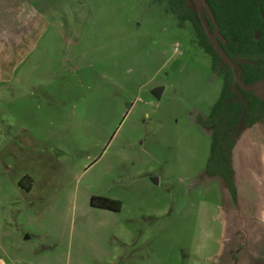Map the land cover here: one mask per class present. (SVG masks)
<instances>
[{
  "label": "rangeland",
  "instance_id": "374dc122",
  "mask_svg": "<svg viewBox=\"0 0 264 264\" xmlns=\"http://www.w3.org/2000/svg\"><path fill=\"white\" fill-rule=\"evenodd\" d=\"M33 1L41 87L0 86V264H213L226 192L197 117L223 78L191 27L153 0Z\"/></svg>",
  "mask_w": 264,
  "mask_h": 264
},
{
  "label": "trees",
  "instance_id": "16d2710c",
  "mask_svg": "<svg viewBox=\"0 0 264 264\" xmlns=\"http://www.w3.org/2000/svg\"><path fill=\"white\" fill-rule=\"evenodd\" d=\"M165 4L180 27L189 25L195 43L210 56L211 70L222 76L218 99L207 117L198 123L211 136L204 176H218L226 194L234 200L235 183L232 152L241 133L255 123L264 121V83L253 90L245 85L264 79V0H153ZM208 35L231 60L232 68L223 61ZM18 185L24 188L22 180ZM30 190V185L25 188ZM92 207L119 211L120 201L91 196Z\"/></svg>",
  "mask_w": 264,
  "mask_h": 264
},
{
  "label": "crops",
  "instance_id": "0c3cea01",
  "mask_svg": "<svg viewBox=\"0 0 264 264\" xmlns=\"http://www.w3.org/2000/svg\"><path fill=\"white\" fill-rule=\"evenodd\" d=\"M43 26L35 1L0 0V86L7 98L17 99L18 91L26 94L41 87L36 78L30 86L27 81L40 67L35 52ZM25 106V102L18 104L19 109ZM232 166L235 198L224 194L214 205L220 245L213 264H264V121L241 133Z\"/></svg>",
  "mask_w": 264,
  "mask_h": 264
},
{
  "label": "water",
  "instance_id": "95a60500",
  "mask_svg": "<svg viewBox=\"0 0 264 264\" xmlns=\"http://www.w3.org/2000/svg\"><path fill=\"white\" fill-rule=\"evenodd\" d=\"M202 2V0H200ZM195 3H198V0H194ZM210 44L212 46H214L215 50L217 51V53L221 56V58L223 59V61L225 63H227L229 66H231L232 68L234 67L233 63L231 62V60L225 55V53L223 52V50L219 47V45L212 39V37L210 35H208ZM236 82L237 84L243 88L244 90H253L255 89L257 86H261L264 83V79L254 82L253 84H249V85H245L238 77L236 78ZM161 88H155L153 90V94L156 97H159L161 94Z\"/></svg>",
  "mask_w": 264,
  "mask_h": 264
},
{
  "label": "built area",
  "instance_id": "2783aa9c",
  "mask_svg": "<svg viewBox=\"0 0 264 264\" xmlns=\"http://www.w3.org/2000/svg\"><path fill=\"white\" fill-rule=\"evenodd\" d=\"M175 51H178L177 48H175Z\"/></svg>",
  "mask_w": 264,
  "mask_h": 264
},
{
  "label": "flooded vegetation",
  "instance_id": "af4514ba",
  "mask_svg": "<svg viewBox=\"0 0 264 264\" xmlns=\"http://www.w3.org/2000/svg\"><path fill=\"white\" fill-rule=\"evenodd\" d=\"M259 81H260V80H259ZM256 82H257V81H256ZM252 84H253V83H252ZM257 87H258V86H257ZM257 87H256V88H257ZM242 89H243V88H242Z\"/></svg>",
  "mask_w": 264,
  "mask_h": 264
}]
</instances>
